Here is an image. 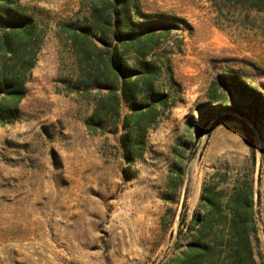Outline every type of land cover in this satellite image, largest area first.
Returning <instances> with one entry per match:
<instances>
[{
	"label": "rangeland",
	"instance_id": "374dc122",
	"mask_svg": "<svg viewBox=\"0 0 264 264\" xmlns=\"http://www.w3.org/2000/svg\"><path fill=\"white\" fill-rule=\"evenodd\" d=\"M135 1L139 39L124 50L92 27L95 5L112 11L105 0H15L39 47L19 117L0 124V264H229L233 206L250 194L252 264H264V0ZM116 47L133 79L166 97L141 92L157 115L131 167L121 147L131 108L116 116L102 84ZM3 53L0 41V65ZM209 197L222 212L198 223Z\"/></svg>",
	"mask_w": 264,
	"mask_h": 264
},
{
	"label": "trees",
	"instance_id": "16d2710c",
	"mask_svg": "<svg viewBox=\"0 0 264 264\" xmlns=\"http://www.w3.org/2000/svg\"><path fill=\"white\" fill-rule=\"evenodd\" d=\"M105 1L111 6L112 11L102 15L95 5L92 12V27L101 34L102 39L112 36L113 39L121 41L124 50H127L132 42L139 39L132 37L131 24L132 11L138 12L140 8L135 0ZM1 25L4 29H2L0 41L3 54L8 57V61L0 65V96L3 97L0 100V124L6 125L19 117V104L26 96L27 73L35 65L37 51L35 49L39 47V41L34 40L33 19L25 14L23 8L15 4V0H0ZM153 33L154 30L150 28L147 35L151 36ZM123 51L119 47L108 51L107 73L103 76L102 84L111 87L110 95L114 99L116 116L120 115L123 101L131 108V112L122 121L125 131L121 137V147L128 167H131L134 161L145 152V137L156 119L157 102L164 104L166 97L156 90L152 78L146 79L141 86L139 79H133L136 69L124 60ZM140 72L146 78L150 73H155L150 67V62H147ZM116 84L119 88L113 89ZM234 86L240 96L247 93L242 83L234 82ZM142 91L146 92L148 97L156 96L157 102L147 104L145 100H141ZM250 97H252L251 108H258L259 99L254 95ZM261 112L264 113V111ZM125 175L130 176L131 172L127 170ZM235 202L232 222L238 230L231 242L235 257L229 264H252L255 259L250 246V235L257 231L253 222L254 197L252 194L240 195ZM216 211L222 212L220 202L213 197L207 198L204 216L196 215V222L202 223V221L208 222L214 219ZM192 229L197 228L193 226ZM199 231L202 233L201 229ZM195 247L201 256L210 250L208 242H197Z\"/></svg>",
	"mask_w": 264,
	"mask_h": 264
}]
</instances>
